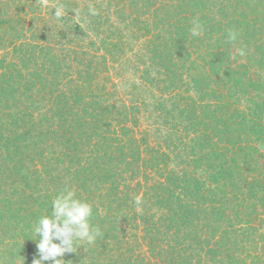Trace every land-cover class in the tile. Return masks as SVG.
Masks as SVG:
<instances>
[{
    "label": "trees",
    "instance_id": "obj_1",
    "mask_svg": "<svg viewBox=\"0 0 264 264\" xmlns=\"http://www.w3.org/2000/svg\"><path fill=\"white\" fill-rule=\"evenodd\" d=\"M262 149L264 0H0V264L66 186L68 264H264Z\"/></svg>",
    "mask_w": 264,
    "mask_h": 264
},
{
    "label": "clouds",
    "instance_id": "obj_2",
    "mask_svg": "<svg viewBox=\"0 0 264 264\" xmlns=\"http://www.w3.org/2000/svg\"><path fill=\"white\" fill-rule=\"evenodd\" d=\"M74 13L75 17L79 16L78 10ZM53 15L57 20L63 19L66 15L64 6L56 5ZM88 15H99V11L90 5ZM203 31L202 22L194 19L190 29L191 36L200 37ZM239 37L238 30L230 29L227 33L229 42H236ZM236 52L240 57L246 55L243 47ZM141 204V198L136 197L137 211L141 210ZM51 210V214L41 216L31 229V240L36 242L38 257L33 260V264H68L62 259L66 254L77 253L82 244L92 246L103 236L100 227L92 224L93 205L79 199L75 189L66 186L60 191L52 200Z\"/></svg>",
    "mask_w": 264,
    "mask_h": 264
},
{
    "label": "rangeland",
    "instance_id": "obj_3",
    "mask_svg": "<svg viewBox=\"0 0 264 264\" xmlns=\"http://www.w3.org/2000/svg\"><path fill=\"white\" fill-rule=\"evenodd\" d=\"M3 55V54H2Z\"/></svg>",
    "mask_w": 264,
    "mask_h": 264
}]
</instances>
